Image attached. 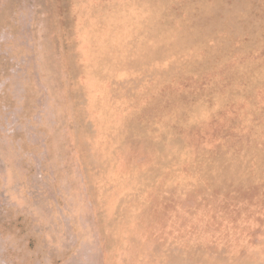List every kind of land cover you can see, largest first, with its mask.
I'll list each match as a JSON object with an SVG mask.
<instances>
[{"label": "rangeland", "instance_id": "374dc122", "mask_svg": "<svg viewBox=\"0 0 264 264\" xmlns=\"http://www.w3.org/2000/svg\"><path fill=\"white\" fill-rule=\"evenodd\" d=\"M0 264H264V0H0Z\"/></svg>", "mask_w": 264, "mask_h": 264}]
</instances>
